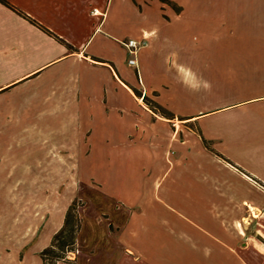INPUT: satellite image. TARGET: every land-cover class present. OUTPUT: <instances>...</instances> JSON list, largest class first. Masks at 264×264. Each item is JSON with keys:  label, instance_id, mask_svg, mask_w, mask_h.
Segmentation results:
<instances>
[{"label": "crops", "instance_id": "crops-1", "mask_svg": "<svg viewBox=\"0 0 264 264\" xmlns=\"http://www.w3.org/2000/svg\"><path fill=\"white\" fill-rule=\"evenodd\" d=\"M4 1L0 122L193 123L216 161L184 179V226L153 227V244L173 245L168 264H264V0ZM142 37L131 65L123 42Z\"/></svg>", "mask_w": 264, "mask_h": 264}, {"label": "rangeland", "instance_id": "rangeland-1", "mask_svg": "<svg viewBox=\"0 0 264 264\" xmlns=\"http://www.w3.org/2000/svg\"><path fill=\"white\" fill-rule=\"evenodd\" d=\"M63 125L0 122V264H52L42 251L73 202L76 249L55 264H168L173 245L153 244L165 234L152 228L184 226V179L194 190L201 168L216 161L199 147L195 125L175 121L176 133H124L110 118L92 133Z\"/></svg>", "mask_w": 264, "mask_h": 264}, {"label": "trees", "instance_id": "trees-1", "mask_svg": "<svg viewBox=\"0 0 264 264\" xmlns=\"http://www.w3.org/2000/svg\"><path fill=\"white\" fill-rule=\"evenodd\" d=\"M162 1L170 4L176 10H179L178 6L176 5V3L174 1H170V0H162ZM162 113H164L167 116H173V113L168 112L166 110H163ZM204 142L207 143L205 140H204ZM76 208L77 207L75 205V202H73L69 206L67 214L65 216L64 225L55 234V236L53 238V241H52V244L49 247H46L42 251L41 257H42L43 261H46L47 260V256L51 255V256H53V263L52 264H55V262H57L58 260L67 259L66 255H68L69 252H74V250L76 249L75 248V241H76L78 232H79L80 227H81V221H79V223L77 225V230H72L71 232H69V230H68V225L70 223L71 213H72L73 209H76ZM70 235H72L71 243L67 244L65 240H66V237L70 236ZM57 250H60V252L57 251ZM68 260H73L74 264L76 262V258L68 259ZM65 264H69V261L65 262Z\"/></svg>", "mask_w": 264, "mask_h": 264}, {"label": "built area", "instance_id": "built-area-1", "mask_svg": "<svg viewBox=\"0 0 264 264\" xmlns=\"http://www.w3.org/2000/svg\"><path fill=\"white\" fill-rule=\"evenodd\" d=\"M123 44L126 46L128 54L130 55V58L128 60L129 64L136 65V55L138 52L149 45V40L147 37H142L141 39H128L123 42Z\"/></svg>", "mask_w": 264, "mask_h": 264}]
</instances>
